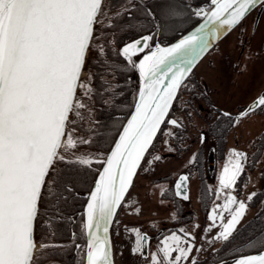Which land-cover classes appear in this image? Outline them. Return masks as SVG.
Masks as SVG:
<instances>
[{
    "label": "snow or ice",
    "instance_id": "1",
    "mask_svg": "<svg viewBox=\"0 0 264 264\" xmlns=\"http://www.w3.org/2000/svg\"><path fill=\"white\" fill-rule=\"evenodd\" d=\"M210 5L208 10H194L196 17H203V23L170 46L155 43L151 32H141L123 43L117 55L139 73L138 100L110 152L103 159H93L91 154L74 151L78 144L91 145L92 140L74 137L75 128L70 126L75 119L70 117H80V109L87 107L83 97H91V73L82 79L89 52L95 45L97 55H103L105 48L99 40L108 42L104 29L109 13L104 0H0V264H37L34 227L42 193L47 188L55 202L74 188L72 180H47L58 162L75 171H79L77 166L100 165L102 170L94 180L84 212L83 235L87 239L73 247L82 253L78 264H114L110 225L178 90L197 58L210 46L209 38L215 39L221 29L239 24L253 8L264 7V0H210ZM173 14L172 8L163 12L164 16ZM115 15L131 16V9ZM145 15L159 19L151 8L145 9ZM113 23L108 20V26ZM164 23L161 20L159 27ZM135 57L141 58L137 61ZM78 89L83 97L78 96ZM257 110L264 111V96L238 117L229 112L221 115L235 125ZM167 123L182 126L176 119ZM206 139L202 132L200 142ZM246 161V153L231 151L216 192L217 199L224 193V202L216 204L208 217L211 223L205 231L218 226L214 240L224 242L225 249L247 211L246 202L233 194ZM186 181L187 176H182L176 185L177 195L184 199H188L182 191ZM253 196L255 193L247 200ZM57 212L54 203L52 213ZM136 231L132 251L143 255L147 237ZM202 247H197L189 233H172L151 254V264H197L194 253ZM259 249L256 254L234 256L232 264H264V243Z\"/></svg>",
    "mask_w": 264,
    "mask_h": 264
},
{
    "label": "flooded vegetation",
    "instance_id": "2",
    "mask_svg": "<svg viewBox=\"0 0 264 264\" xmlns=\"http://www.w3.org/2000/svg\"><path fill=\"white\" fill-rule=\"evenodd\" d=\"M183 4L186 5L181 0H131V3L129 0H104V8L109 13L108 17L105 18L104 29V35L107 37L108 42L106 43L104 39L99 40V43L104 45L105 48L103 55H97L94 45L93 50L89 52L84 69V72L88 71L91 73V93L94 92L95 86L98 84L97 78H101L103 89L106 91L104 92V99L107 97L110 100L111 97H114V102L119 103L122 98L127 97L132 99V106L137 91L139 73L136 69L126 65V62L117 55V52L123 43L136 38L141 32L143 34H148L149 32L154 34L155 43L158 44H165L175 38L184 31H181L178 25L182 21L184 22L186 17L183 14L179 15L182 18L177 22V25L175 23L168 25L162 9L163 7L167 8L168 5H176L174 7L177 8ZM125 8L131 9V16L116 17L115 13H122ZM146 8H151L159 19L147 17L145 15ZM257 10L258 7L252 9L234 27L236 31L234 32L233 43L227 42L226 45L221 43L222 39L229 36L231 29L220 39L221 41L219 40L215 43L198 61L178 90L177 97L174 99L169 114L165 118V123L162 124L160 131L149 147L147 153L156 150L155 155L160 157V159L171 158V161H179L169 171L158 173L149 180L150 182L159 180L165 183L158 191V194L163 200L167 201L164 207H166L165 211L168 214L166 215L167 217L146 221L141 219L133 220L132 223L135 228V231H133L134 245H136L137 240L136 230H139L140 234L147 237V253L145 255L133 253L130 256V264H140L145 259H148L149 253L157 252L163 238L172 233L182 235L183 232H186L194 237L195 243L199 242L201 236V231H199L201 228V213L205 210V217L212 199L216 198L217 190H215L216 188L213 184L216 175V163L219 158L224 156L223 152L226 147L239 146L241 142H245L246 151L244 153L247 154V161L245 162L244 171L238 178L235 192L239 191L246 170H252V161L257 160L264 154V126H262V129H257L244 141H239L233 137L235 125L228 117L221 115L222 112H229L233 118L238 117L251 100L264 96V85L257 89L251 100L237 105H233L232 101L230 103L228 100L227 102H217L214 99L220 92L223 96L228 97V94L233 90V86L237 83L238 77L243 75V62L252 55L264 51V7L255 25L257 31L252 32ZM108 20H113L114 23L108 26ZM161 20L165 21L162 28L159 27ZM129 24L135 27L129 28ZM251 33L252 36L260 37V42L263 43L262 49H250L252 44H250L248 39ZM96 35L99 36L100 32L98 31ZM139 58L141 57H135L137 61ZM98 72L99 76L96 78ZM235 76H237V79ZM109 104L105 103V105H108V110L115 109L113 111H116L115 114H117L119 106L116 103L114 105ZM251 114L258 116L257 118L251 117L250 114L246 116L248 120L251 118V125H259L263 119L260 116L264 115V111L257 110ZM170 119H176L182 126L176 128L168 124L167 120ZM240 121L242 120L240 119ZM240 124L242 125V123ZM162 129L166 130V138L162 145L163 149L160 150L158 137H160ZM170 132L172 133L171 135L169 134ZM202 132L207 137L204 143L200 142ZM210 153H213L211 168L207 160ZM180 173L187 176L188 199L175 196L174 184ZM261 176L259 175L258 185H260ZM89 188L79 184L76 185L74 189L75 201L71 204V209L68 212L60 213L61 215L57 219L52 220L50 225H46L47 219L45 217L47 212L44 210L42 202H40L35 226V242L38 251L34 254V259H36L37 264H78L82 253L73 247V244L83 245L85 243V235H83V206ZM203 194L205 195V201L201 198ZM170 211L172 216H170ZM117 213L118 211H116V217L114 216L111 226L115 264H117V221L114 225V220L115 218L117 220ZM47 231L52 233L53 241H43ZM73 233H75V236H73ZM38 241L41 242L37 243ZM41 245H58L62 247L42 248ZM197 264H201L200 258H197Z\"/></svg>",
    "mask_w": 264,
    "mask_h": 264
},
{
    "label": "rangeland",
    "instance_id": "3",
    "mask_svg": "<svg viewBox=\"0 0 264 264\" xmlns=\"http://www.w3.org/2000/svg\"><path fill=\"white\" fill-rule=\"evenodd\" d=\"M192 1H197V0H192ZM176 5H171L167 6L166 9L172 8L174 9V14L171 16H175L176 14V9L181 11L179 15H182V12L187 11V5L183 4L179 7H174ZM204 7L199 4H197L193 8H200ZM208 6L204 7L207 8ZM165 9V10H166ZM164 10V11H165ZM195 16L194 15H189L185 19V21L181 22L180 25H178V28L180 30H185L188 27H190L194 23ZM178 23H175L177 25ZM236 29H232L230 33L228 34L229 36H226L224 39H222L221 43L222 45H226L227 42H232L234 41L235 34L234 32ZM249 42L252 44L250 49L257 50V49H262V42H260V39H257L256 36H252V33L249 35ZM242 71L243 75L238 77L237 83L233 86V90L231 91L230 94H228V97H225L222 95L220 92L217 96L214 97L215 101L217 102H228L232 101L231 103L233 105H237L240 103H244L248 100H251L253 97L254 93L257 91V89H260L262 85H264V51L259 52L257 54L252 55L250 58L246 59L245 62H243L242 66ZM89 72L85 71L82 79H84L85 76H87ZM139 75V74H138ZM237 79V76H235ZM92 78H90V81ZM139 80V76H138ZM138 85V81H137ZM91 86V82H90ZM239 91V92H237ZM106 92V91H104ZM78 96L83 97V91L81 89H78L77 91ZM96 99L98 101L99 95L97 94L96 96L91 93V97H83L84 103L87 105L85 109H80L81 116L80 117H70L72 119H75V123L77 125H71L70 127L75 128L74 132V137L76 138H82L84 140H92V133L89 132V129L97 130V121L101 119L102 116L100 111L98 110V106L96 103ZM99 112V114H98ZM251 117H258L256 114H250ZM254 118L256 122H258ZM262 121H260L259 125L257 126H252L250 122H252L251 118L249 120L247 117L242 118L238 124H235V134L234 138L239 141H244L248 136L252 135L257 129H262V126H264V115L260 116ZM94 123V124H93ZM242 123V125L240 124ZM81 127H79V126ZM249 128H247V127ZM118 128V127H117ZM165 129H162L160 133V137H158L159 142V149L162 150L164 140L166 138L165 136ZM245 142H241L239 146L233 145L232 147H226L224 150V156L219 158L217 163H216V175L215 179L213 180L214 187L216 188L215 190H219V177L220 174L222 173L224 165L228 162V159L231 155V151L233 149H236L238 151H246V148L244 147ZM109 146L106 148H103L100 146L97 142L92 140L91 145H80L78 144L77 148L74 150L77 154L80 153H86V154H91L93 159H103L105 156L106 151L108 150ZM156 150L154 151H149L142 163L140 164V167L138 171L135 174V177L133 179V182L128 189L124 200L121 202V206L117 209V220L115 218L114 220V225L117 221V264H130V256H132L133 251L132 249L135 248L136 245H134V238H133V231H135L133 227V220L136 219H141V220H149V219H154V218H160V217H167L166 215L168 212L165 211V204L166 200H163L158 194V191L162 186L165 184L163 181L159 180H154V181H149L150 178H152L154 175L161 173V172H167L171 168L175 167V165L178 164L179 160H174L171 161V158H163V159H155L156 157ZM64 154V153H62ZM67 155V154H65ZM256 155V154H255ZM256 157V156H255ZM171 161V162H170ZM170 162V163H168ZM95 167H99L100 165L93 163L92 164ZM168 165V166H167ZM252 170H246L244 173V179L242 178L241 186L239 187V191L235 192L236 190H233V194L237 196L238 200H243L246 198L248 195H250L256 188H258V178L259 175L261 176L262 173L264 172V154L261 155L257 160L252 161ZM150 182V183H149ZM88 193V192H87ZM86 193V194H87ZM216 195V194H215ZM224 193L220 194V198L216 199L213 198L211 205L206 213V216L204 217L205 210L201 213L200 221H201V228L199 231H201V236L199 242H196L195 244L197 247L203 246L202 250L199 252H195V258H203L206 254H209V252L212 251V253L218 252L219 254L222 253V246L224 245V242L220 240H214V237L216 236L217 232L220 230L219 227L217 226L216 228H213L211 232L205 231L211 221L208 219L209 214L212 210V208L216 204H223L224 200ZM203 200L205 198V195L203 194L201 197ZM205 201V200H204ZM154 210V211H153ZM254 211V208H251L250 206L247 205V211L244 217L241 219L240 223L237 225V228L241 225L242 222H244ZM170 216H172V212L170 211ZM116 217V216H115ZM140 217V218H139ZM225 218H228V215L225 214ZM219 222H217V225ZM53 241L52 239V233H49L47 231V234L43 241ZM41 241H38L37 243H40ZM261 241L257 242V244H254L255 246L260 245ZM220 251V252H219ZM153 252L149 253L148 259H145L142 261L140 264H151V254ZM114 257V254H113ZM209 261H203L201 264L208 263ZM115 263V261H114ZM213 264H218L213 263Z\"/></svg>",
    "mask_w": 264,
    "mask_h": 264
},
{
    "label": "trees",
    "instance_id": "4",
    "mask_svg": "<svg viewBox=\"0 0 264 264\" xmlns=\"http://www.w3.org/2000/svg\"><path fill=\"white\" fill-rule=\"evenodd\" d=\"M184 1L187 5V11L182 12L185 17H189V15H194V10L197 4L201 6H209L208 1L209 0H181ZM166 8L163 7V12ZM180 9V8H179ZM176 9L175 16H164L166 23L169 25L171 23H177L181 20L182 17L179 16L180 10ZM195 16V15H194ZM195 18H199L196 17ZM194 19V20H196ZM99 76V72L96 74V78ZM97 85L94 89L93 95L96 96L99 95V99L96 103L99 107L98 110L102 111L101 119L97 121V130L89 129L88 131L92 133V140L97 142L100 146L103 148H106L110 146L116 132L118 131L121 123L125 119L129 109L131 108V98H122L119 103L116 101L114 102V97L104 99V89L101 78H97ZM116 103L117 106H119V109L116 111L108 110V105H105V103H110L109 105ZM121 112V114H120ZM99 114V112H98ZM78 124V123H77ZM76 123L74 125H77ZM94 124V123H93ZM79 126V125H78ZM81 127V126H79ZM118 127V128H117ZM79 168V171L73 170L69 165L65 163H56L55 169L56 171L50 175L47 180L52 181L56 177H59L62 180H72L74 181V188L71 191V193L63 192V199L57 200L53 202V197L48 194L47 188H45L44 192L42 193V206L45 208L44 210L47 212V216L45 217L47 219L46 225H50V222L52 223V220H55L60 216L62 212H68L71 209V204L74 203V196L76 188V185L84 186L85 188H88L91 186V183L93 181V178L97 172V168L95 166H91L90 168H85L82 166H77ZM260 185L256 190H254L252 193H255V196L249 201L247 200V196L244 201L248 206L251 208H254L253 213L244 221L241 223V225L236 229L233 238L231 239L228 248L225 249V243L222 246V253L219 254L218 252L212 253L209 252V254H206L203 258L200 259V261H209L207 264H213L218 263L220 264L224 260L231 259L234 256L237 257L242 254L255 252L259 249V245L254 247V244H257V242L261 241V243H264V174L260 177ZM58 208V212L53 215L52 209L54 207ZM220 252V251H219ZM206 264V263H204Z\"/></svg>",
    "mask_w": 264,
    "mask_h": 264
},
{
    "label": "water",
    "instance_id": "5",
    "mask_svg": "<svg viewBox=\"0 0 264 264\" xmlns=\"http://www.w3.org/2000/svg\"><path fill=\"white\" fill-rule=\"evenodd\" d=\"M208 3L210 4V0L208 1ZM211 5H209L207 8H204V7H200V8H204L205 10H208V8L210 7ZM254 9V8H253ZM262 9H263V7H258V10H257V14H256V18H255V23H254V27H253V29H252V32H256L257 30H256V28H255V25H256V22H257V20H258V18H259V16H260V14L262 13ZM201 23H203V17H199V19H198V21L197 22H195L193 25H191L188 29H186L185 31H183L182 33H180L179 35H177L175 38H173L172 40H170V41H168V42H166L165 44H160L161 46H163V47H166V46H170L171 44H173V43H176L183 35H187L189 32H191V31H194L195 30V28L196 27H198ZM236 26V25H235ZM235 26H233V27H231V28H227V27H225V28H223V29H221L220 30V32H219V35L215 38V39H211V38H209L210 39V46L208 47V49L206 50V51H204L198 58H197V60H196V62H195V64H194V66H192V69L195 67V65L198 63V61L207 53V51L209 50V49H211V47L215 44V43H217L222 37H224L231 29H233ZM255 28V29H254ZM137 38V37H136ZM257 39H260V37H256ZM133 39H135V38H133ZM132 40V39H131ZM130 41V40H129ZM128 42V41H127ZM123 46V45H122ZM260 47H262V46H260ZM263 48V47H262ZM177 63H180L179 61H177ZM192 71V70H191ZM83 75V74H82ZM189 75V74H188ZM187 75V76H188ZM139 88H140V77H139V80H138V85H137V91H136V95H135V98H134V101H133V104H132V107H131V109H130V111L128 112V114H127V116L125 117V119H124V121L122 122V124H121V126H120V128L118 129V131H117V133H116V135H115V137H114V139H113V141L111 142V144H110V146H109V148H108V150L106 151V153H105V156L110 152V148L113 146V144H114V141L116 140V139H118V134L122 131V126L123 125H125L126 123H127V120L130 118V116H131V114H132V112L134 111V106H135V103L137 102V100H138V92H139ZM260 97V96H259ZM259 97H256L255 99H253V100H251L245 107H244V109H246L251 103H253L255 100H257ZM243 109V110H244ZM104 156V157H105ZM143 159V158H142ZM207 160L209 161V167L211 168V164H212V161H213V153L211 154H209V156H208V158H207ZM99 170H102L101 169V167H99L98 168V170H97V173H96V175H95V177H94V179H93V181H92V184H91V187H90V189H89V191H88V193L86 194V200H85V203H84V206H83V223H84V220L86 219V217L84 216V212H85V207H86V203H87V199H88V196H89V192H90V190H92L93 189V187H94V180L97 178V174H98V171ZM137 171V170H136ZM135 176V175H134ZM182 176H185L183 173H180L178 176H177V178H176V180H175V184H174V192H175V196H177V197H180V198H183V196L182 195H177V188H176V185L180 182V180H181V177ZM134 178V177H133ZM133 181V180H132ZM129 189V188H128ZM182 191H185V194L188 196V194H187V181L185 182V185H184V189H182ZM126 194V193H125ZM114 219V218H113ZM35 226H36V222H35ZM111 226H112V224L110 225V228H109V237H110V242H111V250H112V259H113V262H114V257H113V245H112V237H111ZM86 239H87V237L85 236V242H86ZM34 240H35V227H34ZM147 253V244H146V247L144 248V254L143 255H145ZM248 254H256V251L255 252H250V253H246V254H242V255H248ZM239 256H241V255H239ZM239 256H237L236 258H238ZM232 259L233 258H231V259H227V261H228V264H230V263H232ZM224 261H226V260H224ZM223 261V262H224ZM223 262H221L220 264H223ZM115 264V263H114Z\"/></svg>",
    "mask_w": 264,
    "mask_h": 264
},
{
    "label": "bare ground",
    "instance_id": "6",
    "mask_svg": "<svg viewBox=\"0 0 264 264\" xmlns=\"http://www.w3.org/2000/svg\"><path fill=\"white\" fill-rule=\"evenodd\" d=\"M37 247V246H36ZM230 264H232V263H230Z\"/></svg>",
    "mask_w": 264,
    "mask_h": 264
}]
</instances>
